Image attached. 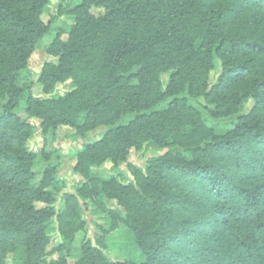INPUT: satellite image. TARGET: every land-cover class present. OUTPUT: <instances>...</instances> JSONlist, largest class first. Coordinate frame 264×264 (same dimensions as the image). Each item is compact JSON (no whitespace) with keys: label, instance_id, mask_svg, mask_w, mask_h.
I'll use <instances>...</instances> for the list:
<instances>
[{"label":"trees","instance_id":"1","mask_svg":"<svg viewBox=\"0 0 264 264\" xmlns=\"http://www.w3.org/2000/svg\"><path fill=\"white\" fill-rule=\"evenodd\" d=\"M51 1L0 0V264L18 248L22 264H48L54 222V250H68L85 231L80 199L104 225L95 246L83 237L76 264H264V0H59L44 21ZM60 15L74 23L66 40L56 29L35 96L18 80ZM69 79L71 90L51 95ZM195 99L219 126L204 123ZM22 114L43 135L106 128L75 153L81 181L60 210L57 165L28 148L37 126ZM147 144L164 152L143 168L128 162ZM106 163L131 178L104 177L96 169ZM119 225L143 262L101 251Z\"/></svg>","mask_w":264,"mask_h":264},{"label":"rangeland","instance_id":"2","mask_svg":"<svg viewBox=\"0 0 264 264\" xmlns=\"http://www.w3.org/2000/svg\"><path fill=\"white\" fill-rule=\"evenodd\" d=\"M59 0H52L48 5L45 14L42 16L44 21H49L52 16L58 15ZM66 2H63L65 4ZM97 13V10H94ZM74 23L72 16L60 15L56 22V26L45 37L40 39L35 47L33 54L29 58L27 75L18 80L20 85H31V91L35 96H44L42 94L40 85L38 84V77L42 70V66L46 61L54 60L46 53V48L56 34V29L61 33V39L66 40L71 26ZM219 71H213L210 74V82L212 83ZM166 76L163 77V80ZM74 87L71 79L60 84L53 91V94L61 95L71 90ZM201 112L204 123L209 127L219 126V122L213 120L210 117L211 107L207 105L202 99L192 100ZM162 103L161 105H164ZM21 117L27 121L33 122L37 126V130L33 138L28 142V148L34 152L37 156V160L42 161L41 151L45 150L49 153L50 161L57 165V175L62 181L63 188L56 196L55 207L60 210L64 207L63 195L66 192H74L78 187L81 176L74 170L75 165V153L83 147L84 144L97 140L105 132V127H99L92 131H89L84 137L75 135L74 131L69 127L59 126L55 130L43 135L39 129L40 120L34 117H29L26 114H22ZM225 123V122H224ZM229 126V123H226ZM160 150L154 144H147L141 151L132 150L128 155V162L143 168L146 161L154 156L161 154ZM104 177L112 176L116 172L120 173V179L127 181L131 178L125 164L120 165L118 169L113 170L110 163H106L104 166L96 169ZM83 203H86L83 205ZM82 206V217L85 220V231H79L75 234L73 241L67 244V249L63 252L55 251L54 249L60 245L63 240L58 230V225L54 222L46 231L50 244L47 250L46 262L48 264H54L60 258L65 257L67 264H76L80 257L79 246L83 237L88 238L91 244L95 246L96 238L100 235L96 223L104 225L103 217L94 210L89 201L80 199ZM108 206L118 207L116 202L109 203ZM102 235V234H101ZM100 235V236H101ZM102 246L101 251L104 254L114 260H125L135 263L143 262L144 256L137 247L133 235L124 226L119 225L115 230L101 237ZM24 255V249L18 248L16 253L9 255L7 264H22Z\"/></svg>","mask_w":264,"mask_h":264}]
</instances>
